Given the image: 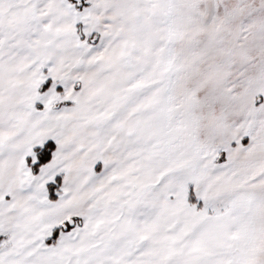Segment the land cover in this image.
<instances>
[{"label": "snow or ice", "instance_id": "snow-or-ice-1", "mask_svg": "<svg viewBox=\"0 0 264 264\" xmlns=\"http://www.w3.org/2000/svg\"><path fill=\"white\" fill-rule=\"evenodd\" d=\"M0 264H264V0H0Z\"/></svg>", "mask_w": 264, "mask_h": 264}]
</instances>
